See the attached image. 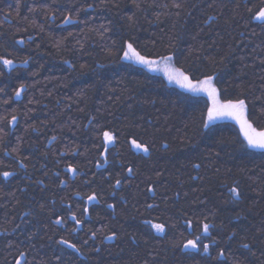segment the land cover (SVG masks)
I'll list each match as a JSON object with an SVG mask.
<instances>
[{
	"label": "trees",
	"instance_id": "1",
	"mask_svg": "<svg viewBox=\"0 0 264 264\" xmlns=\"http://www.w3.org/2000/svg\"><path fill=\"white\" fill-rule=\"evenodd\" d=\"M177 2L180 10L173 0H0V55L10 52L16 62L0 76V115L7 109L18 117L10 130L7 120L0 123L7 132L0 133V171L15 174L0 177V264H15L21 252V264H264V155L241 147L232 122L204 129V96L169 85L117 51L130 39L149 59L174 53L173 66L194 82L214 73L221 99L246 98L249 121L264 130V27L248 12L260 0ZM68 15L77 22L64 24ZM20 84L26 91L17 100ZM104 130L118 137L107 164L98 135ZM131 139L150 152L135 151ZM236 181L241 198L233 202L228 189ZM92 192L98 202L87 205L89 216L73 232L70 215L81 216ZM60 217L66 222L55 224ZM147 220L163 223L165 233L157 235ZM202 222L215 225L203 239L209 256L182 250L202 234ZM220 248L231 254L228 262L216 259Z\"/></svg>",
	"mask_w": 264,
	"mask_h": 264
},
{
	"label": "snow or ice",
	"instance_id": "2",
	"mask_svg": "<svg viewBox=\"0 0 264 264\" xmlns=\"http://www.w3.org/2000/svg\"><path fill=\"white\" fill-rule=\"evenodd\" d=\"M101 2H105V0H101ZM115 6V5H114ZM167 5H165L166 7ZM247 7V5H245ZM47 8V6H41ZM91 7V5L89 6ZM137 8H139V4L136 5ZM172 7H174L177 10H180L183 5L180 2H177V0H173ZM35 11V9H32ZM248 12L250 14V22H255L258 25L264 27V0H260V6L256 11H253V8L249 7ZM177 16H179V11L176 13ZM54 18V17H53ZM131 19V17H130ZM209 19H213V17H209ZM77 21L73 19L71 15L65 16L63 23L64 24H73ZM31 39V37H29ZM16 43L23 44V40H19ZM173 45L169 44V48L171 49ZM118 53H122L121 59L125 61H130L134 64L141 65L145 68H147L149 71H156L157 69L153 67V65H158L160 61H164V63L167 66H171L173 64L174 60V53L168 52L165 54H162L160 56V60L156 59H149L146 57V55L142 54L141 51L137 50V47L134 45V41L132 40H125L117 50ZM11 56V53L9 52L7 56L0 55V76L4 75L5 71L12 72L16 67V62L8 58ZM23 63L26 65L28 63L27 60H24ZM65 63H69L68 61H65ZM165 75L167 76V79L169 83H176L178 84L182 89H184L186 92L193 93L194 95H204L207 97L208 101L210 102V106L207 108L206 118L202 121V127L204 129H209L210 126L214 125L217 121L223 120V119H230L236 122L237 125H239L240 132L243 136V141L241 142L242 148H247L255 151H259L262 155H264V130H257V128L253 127V123L249 121L248 118V105L246 103V98H242L240 96H237L235 99H221V92L216 87V84L214 81L216 80V75L214 73L209 72H201V76L203 78L201 79L200 76H195V83L193 82V78H190L189 75H186L183 70L180 68L173 67L171 71H165ZM4 90L0 88V93H2ZM26 91V87L24 84H20V86L15 90L14 97L15 99H19L22 95V93ZM5 104L9 103V99H5L3 101ZM31 102V101H30ZM15 109H12V113H15ZM264 111V110H262ZM5 115H0V123H3V121L7 120V124L9 126V130L11 127H14L18 123V117L15 114H11L10 118L7 114V109H5ZM91 123V121L89 122ZM102 127L101 125H97V128ZM0 133H4V135H7V132H5V129L3 127H0ZM98 135L102 136V151L100 152L101 157H103V163L107 164V153L109 152V146L114 145L116 143V140L118 137L116 136L115 132L113 130H104L102 133H98ZM53 140L56 139V137H52ZM0 142H3V136H0ZM246 142V143H245ZM131 146L141 151L145 154H148L150 152V148L147 144L138 142L136 139L130 140ZM16 152V149H13L12 152L5 151L4 155L11 156L13 153ZM65 153H61V155H64ZM72 154H75L73 152ZM21 167H24L23 163L20 164ZM97 167H100L101 164L98 161ZM193 167L199 168L200 165L194 164ZM68 172L72 173L73 176L77 174V168L73 166L71 163L68 164L67 169ZM127 172L129 175L133 174V168L128 167ZM15 174L11 171H0V177H2L5 181H7L10 177L14 176ZM61 185H64L67 183L66 180L60 181ZM121 185V180L116 179L115 184L113 187H119ZM148 192H153L154 189L152 187H149L147 189ZM231 198L233 199V202L238 201L241 198V191L239 190V182L236 181L233 186H231L228 189ZM76 195H80L79 193H76ZM83 199V197H81ZM98 195L96 192H92L87 196L86 201L84 202V205L82 206V214L80 217L77 216L76 212H72L70 215V219L75 222V227L72 228L73 232H76L80 225L84 222V217L89 216V208L88 204L93 202H98ZM70 207V206H69ZM115 205L108 204V208L113 209ZM149 208L153 207V205L149 204ZM207 218L205 217V220ZM62 222H66L63 217L57 218L54 223L55 224H61ZM146 224H149L152 229L155 230L157 235H163L166 231L165 225L163 223H153L151 220L145 221ZM185 225L188 229L192 228V221L187 220L185 221ZM215 227L214 224H210L207 222L201 223V229L202 234H197L193 239H187L186 242L182 245V250H193L201 252L204 256L210 255V244L209 243H203V239L210 237V229ZM96 232H91V237L95 238ZM236 233L232 232L230 239L232 237H235ZM115 234L112 236L106 237V239H114ZM88 241L85 240L84 243L86 244ZM58 243L66 245L68 248H71L73 251L80 253V248L75 244L70 242L66 239H61L58 241ZM218 241L211 240V244H217ZM240 247L243 249H246L248 251H251V245L247 242H242L240 244ZM98 251V249H96ZM255 253H253L254 255ZM231 254H226V249L220 248L218 250V254L216 256V259L218 261L222 262H228ZM26 260V253L21 252L19 254V258L16 259L15 264H21V261ZM231 264H240V261L237 259H233L231 261Z\"/></svg>",
	"mask_w": 264,
	"mask_h": 264
},
{
	"label": "rangeland",
	"instance_id": "3",
	"mask_svg": "<svg viewBox=\"0 0 264 264\" xmlns=\"http://www.w3.org/2000/svg\"><path fill=\"white\" fill-rule=\"evenodd\" d=\"M160 60V59H159ZM127 62H129V63H131V64H134V63H132V62H130V61H127ZM134 65H136V66H140V67H142V68H144L145 70H147V71H149L147 68H145V67H143V66H141V65H137V64H134ZM153 67L154 68H156L157 70L156 71H149V72H151V73H154V74H158V75H160V76H162L164 79H165V81L169 84V85H171V86H173V87H176V88H178V89H180L181 91H183V92H186L184 89H182L178 84H176V83H169V81H168V79H167V76L165 75V71H171L172 70V68L174 67L173 66V64L171 65V66H167L165 63H164V61H160V63L158 64V65H153ZM194 82V81H193ZM195 83V82H194ZM187 93H190V92H187ZM190 94H193V93H190ZM194 95V94H193ZM201 96H204V95H201ZM206 99H207V97L206 96H204ZM207 101H208V99H207ZM208 104H209V106H210V102L208 101ZM224 121H228V122H232V123H234L236 126H237V128L239 129V131H240V128H239V125H237L236 124V122L235 121H233V120H230V119H223V120H219V121H217V122H224ZM241 133V132H240ZM242 135V134H241ZM243 137V136H242ZM134 149V148H133ZM135 151H138V150H136V149H134ZM139 152H141V151H139ZM143 153V152H142Z\"/></svg>",
	"mask_w": 264,
	"mask_h": 264
}]
</instances>
